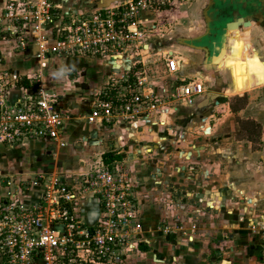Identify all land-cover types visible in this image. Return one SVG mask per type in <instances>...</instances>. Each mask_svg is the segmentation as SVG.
<instances>
[{"label": "crops", "instance_id": "obj_1", "mask_svg": "<svg viewBox=\"0 0 264 264\" xmlns=\"http://www.w3.org/2000/svg\"><path fill=\"white\" fill-rule=\"evenodd\" d=\"M8 1L0 0V13ZM54 1L63 13H85L123 0ZM199 1H206L204 17L201 13L172 34L150 36L146 51L138 48L126 56L48 54L44 60L36 40L19 50L13 38L0 37V70L13 83L9 101L32 90L34 77L41 74L69 114L64 148H53L48 140L0 143V173L9 177L0 178V201L18 189L8 181H22L27 188L22 200L34 204L44 190L34 182L38 176L86 174L114 145L134 184L146 238L155 235L150 232L159 221L177 214L187 220L179 223L196 225L191 244L172 258L176 264H264V232L251 229L252 223L264 222V0ZM222 7L229 16L216 23L221 30L212 22L220 21ZM156 41L162 43L155 49ZM52 45L48 40L46 46ZM158 49L179 59V80L202 79L207 92L192 104L170 97L162 114L107 125L90 122L91 87L122 81L145 63L144 52ZM134 131L142 139L136 144L127 138ZM124 145L131 150L127 156ZM26 163L30 172H7ZM175 189L181 199L171 195ZM83 212L85 220L93 221L97 200L89 196Z\"/></svg>", "mask_w": 264, "mask_h": 264}, {"label": "built area", "instance_id": "obj_2", "mask_svg": "<svg viewBox=\"0 0 264 264\" xmlns=\"http://www.w3.org/2000/svg\"><path fill=\"white\" fill-rule=\"evenodd\" d=\"M154 4L123 0L85 13H63L54 0H10L0 13V34L13 38L19 50L36 40L44 60L48 54L126 56L143 46L140 13ZM48 40L53 41L51 47L46 46ZM146 79L127 75L96 92L89 121L111 123L119 117L162 114L170 97L192 104L207 92L205 82L194 78L180 80L171 95L158 94L147 87ZM68 117L41 74L32 90L25 89L14 102L0 87L2 144L48 140L53 148H64ZM34 182L44 190L36 203L27 204L21 198L27 189L24 182L8 181L18 189L0 201V264H120L142 242L148 243L134 184L120 160L101 157L81 176L70 179L55 173L40 175ZM89 196L98 204L91 222L83 212ZM195 229V224L187 228L190 240ZM251 229L264 232V222L252 223Z\"/></svg>", "mask_w": 264, "mask_h": 264}, {"label": "rangeland", "instance_id": "obj_3", "mask_svg": "<svg viewBox=\"0 0 264 264\" xmlns=\"http://www.w3.org/2000/svg\"><path fill=\"white\" fill-rule=\"evenodd\" d=\"M154 1H155L154 7L143 10L141 12L142 16L140 13V18L142 20L144 19L140 25L142 30V38H144V40H142L141 42L143 46L141 45L139 49L141 48L144 49L145 51L148 49L147 48L148 44L145 41L148 37L150 36L154 37L153 35H156V37L160 38L167 33L172 34V32H177L183 26L191 25L194 19L199 20L201 17V13H202V17H204V6H205L204 2L206 1L204 2H200L199 0H154ZM174 36H173L174 39L171 38V40L173 39L175 41L176 36L175 37ZM0 37L4 38L1 34ZM161 43L162 41H156L154 45L155 49L161 47L160 46ZM164 51L166 50L163 51L160 50L157 52L149 51V53L144 52L143 55L145 57V63L138 64V67L130 73V76L131 78H135V76L137 77L139 75L147 77L146 79L147 87H150L158 94H163L162 92L165 91L162 90L167 89L168 94L171 95L175 87L180 84V80L178 78L179 77L178 70L180 68V65L178 63L179 61L178 58L173 56V54H169L168 51L166 52ZM170 63L175 64L178 70L176 71H174V69L171 70ZM37 76L34 77V80L35 78H37ZM45 82L43 81V84L50 91L49 84L47 83L46 80ZM12 86L13 83L9 78V76H7L3 70H0V87L4 88L6 95H8L9 89ZM106 86H107L106 84L99 85L97 86V88L96 87L94 88V86H92L90 89L91 92L89 91L88 94L89 99L93 98L96 95V92L104 89ZM131 119L133 118L119 117L114 122L119 120L125 121ZM108 124H112V122ZM105 125L107 124L105 123ZM134 129L136 131L138 130L136 129V127H134ZM136 131H134L135 132L134 135L127 136V138L133 144L139 143V141L142 140ZM3 144L7 145L5 143ZM122 148L123 149L126 148L123 151V154H125V156H127L129 152H131V150L127 148V146L125 145ZM109 149L112 150V152H117L116 147L114 145L109 146ZM27 164L28 163H26V165ZM28 168H31L30 165L23 166L22 169L8 167L7 172L8 173L30 172V169ZM6 176L7 175L0 173V178L2 180L9 179V177ZM170 193L171 195L172 194L175 195L177 199L182 198L181 192L177 189L172 190V192ZM175 197H172L171 199L175 200L174 203H177ZM180 221H185L187 224V220L186 219L181 220L179 214L174 215V217L171 220L165 218L159 221V223L156 225L157 230L155 231L153 230L152 232H150L152 234L155 233V235L152 237L147 236L146 238V240L149 243L142 242L141 245L143 247L140 246L138 248L139 250L138 252L140 253H136L134 256L127 255L120 264H151L152 262L154 264H171V263L176 264L177 260H173L172 258L178 256L179 251L182 252L183 250L182 248L184 247L186 248V245L191 244L190 239L188 237V235L191 234L187 230L188 226L185 224L184 226H180L179 224ZM188 225H190V223ZM180 227H184V229L181 230ZM159 244L161 245V247H158ZM144 253H148V254H144ZM154 256L155 259H157L158 261L154 262V259H152V257ZM161 260L162 262H160Z\"/></svg>", "mask_w": 264, "mask_h": 264}, {"label": "trees", "instance_id": "obj_4", "mask_svg": "<svg viewBox=\"0 0 264 264\" xmlns=\"http://www.w3.org/2000/svg\"><path fill=\"white\" fill-rule=\"evenodd\" d=\"M103 159L108 162V160L119 159V156L115 154V152L109 151L105 155H103ZM141 247L143 246L141 245Z\"/></svg>", "mask_w": 264, "mask_h": 264}, {"label": "water", "instance_id": "obj_5", "mask_svg": "<svg viewBox=\"0 0 264 264\" xmlns=\"http://www.w3.org/2000/svg\"><path fill=\"white\" fill-rule=\"evenodd\" d=\"M221 10H222V12H223V11H224V7H222ZM226 15H227V17H228V16H229V13L225 10V11L223 12V15H222V18L220 19V21H219V20H217V21L214 20V21L212 22L213 24L215 23V27H216L217 29H221V28H220L221 26H219V25L216 26V23H221V24L224 23V22H223V18L226 17ZM210 22H211V19H210ZM212 23H211V24H212ZM221 30H222V29H221ZM223 30H226V27H225ZM217 31H218V30H217Z\"/></svg>", "mask_w": 264, "mask_h": 264}]
</instances>
